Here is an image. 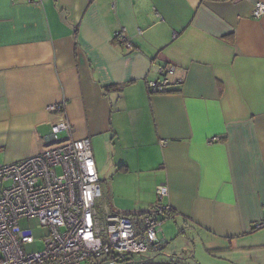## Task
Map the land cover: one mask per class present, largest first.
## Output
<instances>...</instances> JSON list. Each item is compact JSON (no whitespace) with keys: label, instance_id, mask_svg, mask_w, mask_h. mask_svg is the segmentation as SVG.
Wrapping results in <instances>:
<instances>
[{"label":"crops","instance_id":"1","mask_svg":"<svg viewBox=\"0 0 264 264\" xmlns=\"http://www.w3.org/2000/svg\"><path fill=\"white\" fill-rule=\"evenodd\" d=\"M258 3L0 0V165L54 145L60 115L48 107L66 100L74 139H89L96 161L109 134L111 162L124 166L111 175L96 162L111 212H150L164 185L174 237L192 240L189 264H264V228L252 230L264 222ZM171 67L166 88L178 92L150 94ZM158 239L169 244L163 229Z\"/></svg>","mask_w":264,"mask_h":264},{"label":"built area","instance_id":"2","mask_svg":"<svg viewBox=\"0 0 264 264\" xmlns=\"http://www.w3.org/2000/svg\"><path fill=\"white\" fill-rule=\"evenodd\" d=\"M254 17L264 14L258 3ZM117 40L132 49L123 34ZM175 68L162 70L163 77L148 82V91L166 89ZM48 111L60 115L52 126L56 143L25 160L0 165V264H115L126 255L161 252L158 239L172 209L163 204L164 185L157 188L158 202L142 215L113 213L103 204L104 192L89 139L75 140L73 127L60 107ZM66 139L59 141V135ZM102 202V203H101ZM38 220L47 228L45 248L28 254L25 244L36 241L20 220ZM264 228V222L254 225Z\"/></svg>","mask_w":264,"mask_h":264},{"label":"rangeland","instance_id":"3","mask_svg":"<svg viewBox=\"0 0 264 264\" xmlns=\"http://www.w3.org/2000/svg\"><path fill=\"white\" fill-rule=\"evenodd\" d=\"M109 140H110L109 134H104L103 136L97 138V140H96L97 154L95 152V155H96V161L95 162H97L99 164L100 161H101V163L108 161L109 162V170L111 172H113L111 175H113V174L116 175L118 167L120 166V164H117L116 166H114L115 164L113 165L111 162V159H112L111 154L112 153L109 150V148L107 147L109 144ZM40 153L41 152H39L38 154H40ZM93 155H94V153H93ZM117 178L119 179L120 177L117 176ZM102 202H103L104 206H106L105 199ZM20 226L23 229L31 230L32 234L36 240L34 242V244H25L23 246L25 251L28 254L38 253V252L43 251L45 248V239L49 235L48 229L41 227L39 221L36 219H34V220L21 219L20 220ZM162 229L164 230L165 236L168 239L169 244L159 254L151 252V253H147V254L143 255L142 257L155 258L156 259L155 261L158 260L161 262L162 261H168V260L174 259L176 257L187 258V255H189V254H186V256H183V254L185 253L186 247L192 245V240L187 238V237H183V236H179L177 238L174 237L175 234L178 232V228H177L176 223L172 219L165 221L162 225ZM262 256L264 258V251L262 252ZM189 259L190 258H188L187 260H189Z\"/></svg>","mask_w":264,"mask_h":264},{"label":"trees","instance_id":"4","mask_svg":"<svg viewBox=\"0 0 264 264\" xmlns=\"http://www.w3.org/2000/svg\"><path fill=\"white\" fill-rule=\"evenodd\" d=\"M209 1H218V0H209ZM222 1V0H221ZM116 39L117 36H116ZM118 41V40H117ZM119 42V41H118ZM120 43V42H119ZM121 44V43H120ZM170 84V83H169ZM124 88V86L122 85H116V86H109V87H106L105 90L106 91H122ZM178 91H171L170 89H164L163 91L161 92H158V93H153V92H149L150 94H170V93H176ZM62 104H65V106L63 107H60L61 108V111H66V105H67V101L64 100L60 103H58L57 105H62ZM52 113V112H51ZM52 114H56V113H52ZM70 122V121H69ZM71 123V122H70ZM52 131V130H51ZM97 167V166H96ZM124 169V166L123 165H120L118 167V170H122ZM149 212V211H148ZM148 212H145V213H141V214H138V215H142V214H146ZM172 218V217H171ZM252 230H256L255 227L252 228ZM168 242V241H167ZM167 246V243L166 245L162 248V250L165 249V247ZM151 253V252H150ZM152 253H160V252H152ZM143 255H132V254H129V255H126L124 256L123 258H121L120 260H118L115 264H189L187 261L188 258L190 257H187V258H181V257H177V258H174V259H170L168 262L166 263H156L155 261H153L152 258H146V257H142ZM187 262V263H186Z\"/></svg>","mask_w":264,"mask_h":264},{"label":"clouds","instance_id":"5","mask_svg":"<svg viewBox=\"0 0 264 264\" xmlns=\"http://www.w3.org/2000/svg\"><path fill=\"white\" fill-rule=\"evenodd\" d=\"M53 137V136H52Z\"/></svg>","mask_w":264,"mask_h":264}]
</instances>
